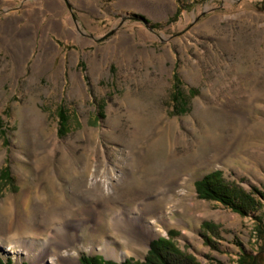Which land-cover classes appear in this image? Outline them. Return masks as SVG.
<instances>
[{
	"label": "rangeland",
	"instance_id": "obj_1",
	"mask_svg": "<svg viewBox=\"0 0 264 264\" xmlns=\"http://www.w3.org/2000/svg\"><path fill=\"white\" fill-rule=\"evenodd\" d=\"M215 170L264 194V0H0V225L21 215L9 203L28 191L45 234L72 210L98 214L78 264L144 261L170 231L199 264H239L260 248L264 199L246 217L199 199L195 181ZM158 199L157 235L114 234ZM52 207L65 221L42 223ZM106 243L116 258L82 248ZM0 258L31 264L2 248Z\"/></svg>",
	"mask_w": 264,
	"mask_h": 264
},
{
	"label": "bare ground",
	"instance_id": "obj_2",
	"mask_svg": "<svg viewBox=\"0 0 264 264\" xmlns=\"http://www.w3.org/2000/svg\"><path fill=\"white\" fill-rule=\"evenodd\" d=\"M97 183V179L90 180L91 186ZM102 186L103 192L109 193L114 190L112 181L104 183ZM30 200L31 195L27 191L22 194L18 202L12 200L9 203V212L12 207H16V205L19 204L21 215L17 214L16 218H10L9 221L0 225V248H2L4 252L12 254L19 261L27 260L31 264H67L70 263L69 261L78 264V250H75L77 247L76 245L83 240L82 238L85 231L91 232L92 234L98 232V226L100 224L98 214L91 222L88 219L89 216L82 213L83 211L72 210V212H74L70 214L71 217L70 215H68L67 218L66 216L64 217L66 218L65 220L72 219L70 220L71 222L66 221V223L62 222L60 225H55L53 228L48 229L45 234L43 227H37L33 223V220L35 219L34 215L31 218L28 211ZM53 207L48 213L42 212V223L43 221H54V219L58 217H60L61 220L64 219H62V213L53 209ZM92 209L94 210V208ZM138 211L139 216L136 228H133L129 223H118V226L111 225L114 234L119 235L125 242L135 240L139 233L143 234L148 242L149 238L157 235L158 231L152 227V224L154 222L164 223L167 219V213L162 210L159 199L141 205V208H139ZM40 213L41 212H39V215ZM27 229H30L31 232L33 231L34 234L32 236L24 235V232ZM38 235L43 236L40 238L37 237ZM82 248L91 253H102L106 257L116 258L118 255V252L110 243H106L101 247L89 246L85 248L84 246ZM69 249L72 250V252Z\"/></svg>",
	"mask_w": 264,
	"mask_h": 264
},
{
	"label": "trees",
	"instance_id": "obj_3",
	"mask_svg": "<svg viewBox=\"0 0 264 264\" xmlns=\"http://www.w3.org/2000/svg\"><path fill=\"white\" fill-rule=\"evenodd\" d=\"M177 14L178 11L175 16ZM61 118H63L62 114ZM194 187L199 199L218 202L241 217L257 212L262 206L261 200L264 199V194L256 187L245 191L234 184L225 182L219 170L205 174L195 181ZM200 228L203 232L216 234L218 226L211 222H203ZM254 231L256 240L260 242V248L257 254L242 253L238 260L239 264H264V222L258 215L254 217ZM174 235L175 232L170 231L167 237L152 240L144 261L128 259L123 263H116L104 260L100 256H82L79 262L80 264H199L194 256L184 254L177 248L173 240ZM206 241L208 244L211 242L209 237H206ZM0 264L12 263L0 258Z\"/></svg>",
	"mask_w": 264,
	"mask_h": 264
},
{
	"label": "water",
	"instance_id": "obj_4",
	"mask_svg": "<svg viewBox=\"0 0 264 264\" xmlns=\"http://www.w3.org/2000/svg\"><path fill=\"white\" fill-rule=\"evenodd\" d=\"M150 249V246H148V250ZM104 260H107L105 257H103Z\"/></svg>",
	"mask_w": 264,
	"mask_h": 264
}]
</instances>
